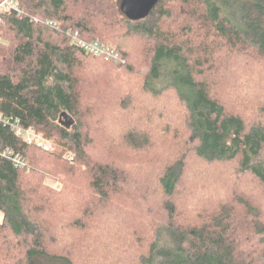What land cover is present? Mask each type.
Here are the masks:
<instances>
[{"label": "trees", "instance_id": "trees-1", "mask_svg": "<svg viewBox=\"0 0 264 264\" xmlns=\"http://www.w3.org/2000/svg\"><path fill=\"white\" fill-rule=\"evenodd\" d=\"M15 2L23 14L0 12V264H264V0H160L138 21L121 0Z\"/></svg>", "mask_w": 264, "mask_h": 264}, {"label": "built area", "instance_id": "built-area-1", "mask_svg": "<svg viewBox=\"0 0 264 264\" xmlns=\"http://www.w3.org/2000/svg\"><path fill=\"white\" fill-rule=\"evenodd\" d=\"M1 11H13L17 13L18 15L23 14L18 9L15 0H0V12ZM34 21H37V20L34 19ZM46 24L53 28L56 27L55 24L50 23V22H47ZM69 38L72 44L79 47L86 54H90V55L98 56V57H104L106 60H112L114 62H122L119 54L109 45H104L97 41L88 42V41L82 40L79 38L77 33L70 34ZM5 123H7V121L4 120L2 116L0 115V124H5ZM15 130H16L15 131L16 134L19 136L23 137V136L28 135L29 144L31 143L30 138L32 137V140L34 138L35 140L34 142L37 143V146H39L43 150H48V145L44 141L39 140L37 138L35 139V137L32 136V133H31L32 130L22 131L19 128H15ZM15 162L17 163V165H22V163H20V161L18 160H15Z\"/></svg>", "mask_w": 264, "mask_h": 264}, {"label": "water", "instance_id": "water-1", "mask_svg": "<svg viewBox=\"0 0 264 264\" xmlns=\"http://www.w3.org/2000/svg\"><path fill=\"white\" fill-rule=\"evenodd\" d=\"M160 0H121L120 10L131 21L144 19Z\"/></svg>", "mask_w": 264, "mask_h": 264}, {"label": "rangeland", "instance_id": "rangeland-1", "mask_svg": "<svg viewBox=\"0 0 264 264\" xmlns=\"http://www.w3.org/2000/svg\"><path fill=\"white\" fill-rule=\"evenodd\" d=\"M64 121H65V120H64ZM31 133H32V136L35 137V139L37 138V139H39V140L44 141V142L48 145V150H49V151L52 149V145H53L52 142H49V141H47V140L42 139V138H41L40 136H38V134H36L34 131H32ZM23 139H24V140H27V141H28V144H29L28 135L23 136ZM30 139H31V143H30V144H33V143H34V144L37 146V143L34 142V141H35L34 138H33V140H32V137H31ZM27 141H26V142H27ZM37 147H39V146H37ZM48 150H46V151H48ZM43 151H45V150H43ZM62 158H63V160H65L69 165H73V164H74V160H73V159H74V155H73L70 151H66V152L64 153V155H63ZM81 169L84 170V167H82ZM247 180H248V179H247ZM247 180H246L244 183L248 185ZM43 184H44L46 187H48V188H55V189H57V190L61 188V184H60L59 180H58L57 178H55V177H48V176H46V178L44 179ZM202 188H203V186H202ZM2 219H3V214H2V212L0 211V222L2 221Z\"/></svg>", "mask_w": 264, "mask_h": 264}]
</instances>
